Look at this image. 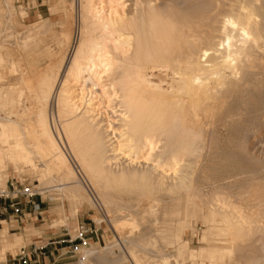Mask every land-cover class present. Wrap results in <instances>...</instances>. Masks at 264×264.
<instances>
[{
    "label": "bare ground",
    "instance_id": "bare-ground-1",
    "mask_svg": "<svg viewBox=\"0 0 264 264\" xmlns=\"http://www.w3.org/2000/svg\"><path fill=\"white\" fill-rule=\"evenodd\" d=\"M155 1L131 0L130 9L127 0L67 1L72 51L33 74L22 69L23 87L11 86L22 103L33 79L27 87L35 110L23 103L14 116L0 115V172L41 171L39 186L57 183L107 217L116 203L146 202L138 211L149 217L157 211L167 217L175 206L183 224L202 219L210 235L190 250L189 264H238L233 252L264 233V178L239 171L232 144L264 86V0H185L161 8ZM18 9L0 0V44L29 51L32 36L55 24L43 20L26 33L6 32L17 28L18 12L25 11ZM70 33L61 32L62 43H71ZM7 61V68L0 61V80L19 73L20 60ZM131 214L109 219L115 234L138 226ZM178 234L172 236L185 249L188 240ZM124 243L100 247L102 256L89 247L77 264L92 256L139 264L128 253L139 245ZM16 246L9 236L1 239L0 260Z\"/></svg>",
    "mask_w": 264,
    "mask_h": 264
},
{
    "label": "rangeland",
    "instance_id": "rangeland-1",
    "mask_svg": "<svg viewBox=\"0 0 264 264\" xmlns=\"http://www.w3.org/2000/svg\"><path fill=\"white\" fill-rule=\"evenodd\" d=\"M67 1L69 2V0H11L12 5L17 9V11L19 10L18 9L19 6H22L25 9V11L23 14H20L18 12V26H17V28H15V29L10 28L11 30L6 29V32L9 30L8 32H10V33L13 32V33H15V35H19L20 32H23V31H24V33H26L27 29H29L30 27H32L35 24L40 23L44 19H47V17H49L50 20L49 19L48 20L52 23H55V25L52 27L51 31H47V32H44L42 34H38V36L33 35L32 36L33 39L31 40V47L29 48V51L28 50L24 51V49H22V48L20 49L19 46H15L14 44L11 45V44H9V42L6 43L4 46H1V44H0V48H1L0 51L1 52L3 51V53L6 52L8 55V58L5 57L7 60L8 59L11 61L17 60V64H18L19 60L21 62L18 64L19 73L15 74V75L13 73L6 74V78L3 79V81L2 80L0 81V101L3 102V103L0 102V115L1 116H4V115L6 116V114L7 115L9 114V112H11L10 114H12V116H14V113H16L20 109V107H22L24 105L28 106V107L33 106V108H31V110L33 109L32 112H34V110H35L33 96H32V94L29 93V90H28L29 82L34 83L33 79H30L28 81V85H26L27 89L24 91L22 103L21 102L18 103V101H16L17 100V90L11 87V86H19V85H20L19 86L20 88L23 87V83H22V80L20 78V76H21L20 71L22 69H24L25 71H28L30 69L27 72V74H31V73L33 74L35 71H38L40 69V67H44L47 64V62H49L50 60L59 61V59L62 56H65V55L68 56V54L72 51L73 42H75V40H74V24L71 23L73 21V19H71L72 14H69L71 12L69 10L67 11V9L69 8V3H70V2L68 3ZM184 1L185 0H158L157 2L155 1L154 3H155V5L157 3L158 7L160 6V8H161L162 6L164 7L167 2L169 4L172 3L173 5L175 2L176 5L179 4L180 6H182ZM130 2H131V0H127V2H126V6L129 9H130V7H131L130 5L132 3V2L131 3ZM53 3H55L58 6V9L61 11L58 16H51L49 6L52 5ZM67 12L69 14L68 18L65 17V14ZM42 17H43V19H42ZM72 17H74V14ZM65 26H66V28H65ZM67 30L69 31V33L71 32L70 36L73 34L71 43H66V42L62 43L61 41L63 39H61L62 38L61 32H65ZM36 39H38V41H40V42H38ZM30 49H32V50L30 51ZM32 51H34V52L31 53ZM32 54L33 55L36 54L34 61L30 58V56L31 57L33 56ZM2 56L4 57V55H2ZM5 58H3V60L0 58V61L2 62L3 67L7 68L10 65L9 64L10 61H7ZM65 58H67V57L65 56ZM260 88L262 90V93H260V91H258V89H257L256 91H258V93L260 95L258 93H256L257 97L255 95H253V97H256V98L255 99L252 98V100L254 101V102L252 101V103H255L257 105V106L255 105L256 107H253L256 110H254L252 108L253 111L251 110L252 112H248V115L250 116L249 120L242 122L244 124L240 123L241 126L238 125L239 123L236 126V129L239 126L238 127L239 131L237 130L238 135L235 137L232 144H234L233 146L237 150L236 151V155H237L236 157L237 158L234 155L233 156L230 155V156L233 157V159L236 158L235 161L237 159L241 158L240 160L236 161L238 169L240 166L239 171H241V173L243 171V173L245 172L244 174L246 176H248L250 174L252 175L254 173L256 174L259 172L262 174L261 177L263 179L264 178L263 177V175H264V167H263L264 166V86H263V88L262 87H260ZM27 90H28V92H27ZM5 96H7V100L10 103V105L4 104ZM23 103H24V105H23ZM18 105H19V107H18ZM17 107H18V109H17V111H15ZM242 164H244V165H242ZM125 165L126 164L124 163L123 166H125ZM39 172H41V171L37 170V172H34V171H31V169H27V168H25L23 172H15L13 170V168L8 167L7 170L0 172V188H5L6 185H8L10 182H12L15 187L16 186L17 187L18 186H29V187H33L34 189H37L38 195L36 197H34L33 200L35 202H37V200L39 202L41 200H43L42 204L48 207L47 210H49L50 208H53V207H56V210H57V213L53 214V215H49L48 213H46V214L43 213V216L45 218L47 217L46 218L47 222H46L45 226L51 234H55L58 231H59L58 233L60 234L63 232L62 228H66L68 230V232L71 235H73V230H75L78 221L84 220L86 223H89V222H91L90 219H92V220L96 219V224H97L96 227L100 228V230H99L100 234H99V237L97 240L91 241V244L89 247L96 249V251L98 250L97 251L98 255H100L102 253L101 251H99L100 247H104L105 245H108L109 242H114V241L118 242L122 238V240L123 239L125 240V243L127 244V246L130 245V243L132 241L135 242L137 244V246L139 245V247H137V248H136V246H131L132 247L131 251L128 249V253H130V256L132 258L135 257L137 259V257L138 258L140 257V259H137V262L139 264H141V262H142V264H148V263L149 264H160V263L161 264H163V263L164 264H166V263L175 264V261L178 257L181 259H177V260H179V261L181 260V262H184L182 264H189V263H191L190 260L188 259L190 250H192V249L198 250L200 247L205 246V243L201 241L202 235L210 237V235H208V233L206 232L207 226H205L202 219H200V220L198 219L197 221H194L190 224H183L182 223L183 222L182 217L178 216L176 214L177 207H175V206L173 207V209H171V208L169 209V212L172 214V216L170 214L167 217H165L162 215V213L157 211L158 216H157V213L153 214V217H154V215L157 216V217L153 218L152 216L149 217L152 214H148V215L146 213L139 214L140 210L145 209L147 207V204H145L146 202L143 203V201H140V203L135 204L134 201H130V203H128L129 205L116 203V204L112 205V207L110 208L112 211L110 210V213H108V217H107L105 212H103L102 210L100 211V210L96 209L91 203H89L87 201H81L83 203H81V202L79 203L76 200L74 201V199L70 198L67 195V193H65L66 191L58 190V188H57L58 185H56L57 183H52V184L47 183L46 185L44 184V186L43 185L39 186V178H38ZM6 174H7V176H6ZM256 176H258V175H256ZM262 181H264V179ZM200 182H202V181L200 180ZM50 188H52V189H50ZM38 189H40V190H38ZM204 189L206 190V188H204ZM113 192H112V194L116 195V191H113ZM116 199L118 202H122V200L119 201L118 198H116ZM165 201L167 202L168 200L165 199ZM168 204H170V203H167V205ZM128 206H129V209H128ZM63 207L65 209L64 213L62 212ZM69 208H70L72 214H70ZM73 208H75L74 212H72ZM115 208H117V209H115ZM120 208H122V211L118 212L117 210ZM133 210H136V211H133ZM171 210H173V212H171ZM127 211L128 212L133 211V213L132 212L128 213ZM126 213L127 214H131V213L133 214V215L132 214L131 215L134 219L136 218L135 221L137 222L138 226L134 229L126 228V229H123L122 231L121 230L117 231L115 234L113 229L110 226L109 219H111L112 217H115V216L118 217L120 215H125ZM145 214H146V217H145ZM71 215H75V216L73 217ZM142 215H144V217ZM54 218L60 219V222H59V224L51 226L52 225L51 221ZM66 219H67V221H66ZM97 221H101V222L98 223ZM66 223H68V227L67 226H61V225H64ZM0 224H1L0 228H2L3 226H6L8 228V225L6 222L0 223ZM8 231L10 233H15V231L9 230V228H8ZM177 232L181 234V235L180 234H178V235L182 236L183 239L188 240L187 241L188 243L186 245L187 250H186V248L184 249L182 246H180L177 243L176 239H174ZM20 233L25 234L23 237V242L20 245L17 243V246L15 247V249L11 250L12 252L7 251V253H6L7 257L14 256L18 252V249L21 246H27L29 244H32L34 238H37V237L42 235V231H37V230L36 231L35 230L25 231V232H20ZM118 234L122 235V237L120 238V235H118ZM261 236H262V238L258 239ZM116 237H117V240H116ZM54 239L58 240V239H60V237H58V238L54 237L51 240H54ZM252 241H251L252 243L251 242L249 243L250 244V245H248L249 247L246 246L245 249L239 250L237 252L236 251L233 252V254H234L233 256H235V257L232 256L233 260L234 259L237 260L238 264H242V263L243 264H264V233H262V234L259 233V235L258 234L255 235V237H253ZM38 242H36L37 245H38ZM175 243H176V245H175ZM177 245L182 247L184 250H182V248H180V251L176 252L175 248L178 247ZM56 247H57V249H59L62 246L56 245ZM114 248H113L114 249L113 251H114V255H116L115 257H121L122 250H119V248H117V247H114ZM246 248H248V249L246 250ZM63 251H64V249L60 250L61 253ZM134 252H135V254H134ZM245 252L247 255L245 254ZM82 253L83 252H79V253H76L75 255H72L70 253H66V254H63L61 256H58L57 258H54V260H51L49 264H77L78 261H80V259H82ZM180 253H181V255H180ZM95 255H97V254H95ZM178 255H180V256H178ZM237 255H239V257ZM100 256H102V255H100ZM107 258L111 259L112 256H108ZM166 259H167V262H166ZM169 259H170V261H169ZM238 259H241V260H238ZM161 260L162 261L164 260V261L162 262ZM187 260H189V261H187ZM244 260H245V262H244ZM123 261L125 262V264H132L128 260V258L126 261H125V259H123ZM99 262L101 264H108V263H104L103 259L100 260L97 257L93 258V256L90 257L89 262H87L86 264H100ZM195 262H197V260H195ZM228 262L229 261H227V263ZM176 264H177V262H176ZM231 264H236V263L233 262Z\"/></svg>",
    "mask_w": 264,
    "mask_h": 264
},
{
    "label": "crops",
    "instance_id": "crops-1",
    "mask_svg": "<svg viewBox=\"0 0 264 264\" xmlns=\"http://www.w3.org/2000/svg\"><path fill=\"white\" fill-rule=\"evenodd\" d=\"M49 10L51 12V16H58L61 12L55 3H53L52 5L49 6ZM42 19H43V17H42ZM48 19L50 20L49 17H47V19H44V20L49 21ZM50 23H52V22H50ZM52 24H55V23H52ZM1 103H3V102H1ZM4 104L10 105V103L7 100V96H5ZM23 171H24L23 169L18 170V172H23ZM6 176H7V174H6ZM37 202H39V201L37 200ZM39 203H40V210L38 212H34L30 205H27L25 203H21L19 213H14L9 208L4 209L5 208L4 203L0 201V223L6 222L9 230L15 231V233H10L8 231V228L6 226H3L2 228H0V239L7 238L9 236L12 239V241H16L20 245L23 242V237L25 235L24 233L21 234L20 232L31 231V230L42 231V235L37 237V238H34L33 243L36 244V242L39 241L38 245H41V246L47 245L46 246V254L47 255L45 257H39V258H35L32 256L30 258L29 264H49L51 260H54V258L61 256V252H60L61 247L59 249H57L56 245L50 244L51 239L56 237L57 235H59V233H58L59 231L56 232L55 234H51L45 226V224L47 222V219H46L47 217L45 218L43 216V213L44 214L48 213L49 215L56 214L57 213L56 207H53V208H50L49 210H47L48 207L42 204L43 200H41ZM62 212L63 213L65 212L64 207H63ZM69 212H70V214H72L70 208H69ZM71 216L74 217L75 215H71ZM59 221H60V219H58V218L52 219V221H51L52 225L51 226H54L53 224L55 222H59ZM66 221H67V219H66ZM94 221L96 222V219ZM0 226H1V224H0ZM61 226H67L68 227V223L61 225ZM0 264H20V262H19L18 258H15L14 256L7 257L5 254L4 257L1 258Z\"/></svg>",
    "mask_w": 264,
    "mask_h": 264
},
{
    "label": "built area",
    "instance_id": "built-area-1",
    "mask_svg": "<svg viewBox=\"0 0 264 264\" xmlns=\"http://www.w3.org/2000/svg\"><path fill=\"white\" fill-rule=\"evenodd\" d=\"M38 195L37 189L29 186H14L10 182L5 188H0V201L4 203L6 208L11 209L14 213H19L20 204L25 203L32 207L34 212L40 210V203L33 200ZM91 222L86 223L84 220L77 222L73 235H71L66 228H62L63 232L56 236L60 237L58 240H51L50 244L60 245L64 251L61 255L70 253L75 255L76 253L83 252L88 249L92 240H97L100 234V228L96 227V222L90 219ZM46 246L37 244H29L27 246H21L18 252L14 255L18 258L20 264H29L30 258L45 257Z\"/></svg>",
    "mask_w": 264,
    "mask_h": 264
}]
</instances>
